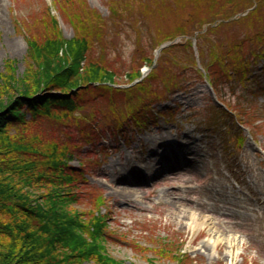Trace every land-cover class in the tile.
<instances>
[{
  "label": "trees",
  "instance_id": "1",
  "mask_svg": "<svg viewBox=\"0 0 264 264\" xmlns=\"http://www.w3.org/2000/svg\"><path fill=\"white\" fill-rule=\"evenodd\" d=\"M107 10L104 17L87 0H51L23 23L24 72L9 59L0 69V264H127L108 252L114 235L104 195L86 186L84 162L70 164L79 155L71 134L127 144L129 129L165 116L154 105L202 79L226 108L218 111L240 124L219 87L244 84L264 55V0H110ZM52 11L71 26L72 38L63 36ZM128 27L132 54L117 68L108 52H116L113 40ZM191 38L199 68L193 53L178 58ZM176 39L184 42L163 47L153 64L154 51ZM182 60L191 66L187 80ZM143 67L149 73L136 82ZM9 81L26 86L5 94ZM83 200L85 207H75ZM180 246L161 240L148 262L185 264Z\"/></svg>",
  "mask_w": 264,
  "mask_h": 264
},
{
  "label": "rangeland",
  "instance_id": "2",
  "mask_svg": "<svg viewBox=\"0 0 264 264\" xmlns=\"http://www.w3.org/2000/svg\"><path fill=\"white\" fill-rule=\"evenodd\" d=\"M108 1L87 0L104 17ZM50 2L0 0L1 70L9 59L17 61L19 74L24 72L27 43L23 23ZM52 14L63 36L72 38L71 26L56 12ZM120 33L113 40L119 44L116 52H108L117 68L130 60L133 48V31L128 27ZM181 40L164 44L183 43ZM246 44L252 46L249 41ZM179 53L184 58L177 57L185 60L193 53L200 67L196 39L191 38V47ZM185 60L187 74L182 80L191 73ZM253 66L244 84L224 81L219 87L220 98L240 115V124L218 111L226 108L202 79L187 82L186 89L154 105V112L165 111V116L159 113L154 124L129 129L127 144L107 136L89 143L77 133L71 134L79 155L70 164L76 167L84 162L86 186L106 199L108 230L114 235L107 247L114 258L127 264H151L148 258L154 256L161 240H173L181 245L180 251L188 259L185 264H264V55L255 58ZM149 70L141 69L142 79ZM24 86V82L9 81L4 91ZM84 203L75 207L81 209ZM188 213L212 224L195 226ZM135 243L147 250L137 252ZM154 263L174 264L167 258Z\"/></svg>",
  "mask_w": 264,
  "mask_h": 264
},
{
  "label": "bare ground",
  "instance_id": "3",
  "mask_svg": "<svg viewBox=\"0 0 264 264\" xmlns=\"http://www.w3.org/2000/svg\"><path fill=\"white\" fill-rule=\"evenodd\" d=\"M189 214V215H188ZM186 215H188L189 220L191 221L192 224H194L195 226L199 225V226H203L204 224L207 223H211L209 220H207V218L205 217H199L197 214L195 213H188ZM212 224V223H211ZM211 243L210 241L207 242V244Z\"/></svg>",
  "mask_w": 264,
  "mask_h": 264
},
{
  "label": "water",
  "instance_id": "4",
  "mask_svg": "<svg viewBox=\"0 0 264 264\" xmlns=\"http://www.w3.org/2000/svg\"><path fill=\"white\" fill-rule=\"evenodd\" d=\"M167 45H169V44L161 45V46L159 47L158 51L161 50L163 47H165V46H167ZM158 51H157V52H158ZM142 77H143V76H142ZM142 77H141V79H142Z\"/></svg>",
  "mask_w": 264,
  "mask_h": 264
}]
</instances>
